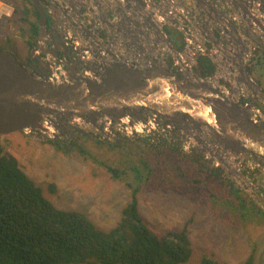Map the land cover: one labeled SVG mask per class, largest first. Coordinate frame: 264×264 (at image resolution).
Wrapping results in <instances>:
<instances>
[{
	"label": "water",
	"instance_id": "1",
	"mask_svg": "<svg viewBox=\"0 0 264 264\" xmlns=\"http://www.w3.org/2000/svg\"><path fill=\"white\" fill-rule=\"evenodd\" d=\"M31 1L38 10L39 29L29 58H32L33 53L41 51L42 46L47 49L46 42L51 39L52 35L57 36V29L53 32L48 31L47 17L53 18V21L55 20V14L59 8L57 4L60 3V0H53L51 2L53 4L52 12H46L45 6L41 5L38 0ZM136 1L139 2V0ZM178 1L185 8L189 6L194 11L197 10L199 17L194 20L202 21L210 12H217L216 20H208L204 25L205 33L201 34V37L209 44V41H212L216 49L221 44H228L233 48L236 41L240 44L245 41L243 37L241 39L239 34L236 36L231 32L230 27L237 30V22H233L231 19V23L227 22L223 17L228 16L231 11L229 6L232 3L233 5L230 8L239 2L248 3L252 0L232 1V3H227V0H220L217 4H214L213 0ZM258 1L264 9V0ZM235 7L237 8V6ZM145 8V6H138V8L133 9L131 6V10L124 12L116 22L118 25L125 27L128 16V19L130 17L137 18V15ZM135 10H138L139 13H136ZM259 10L262 12L261 9ZM186 20V26L190 24L189 21L194 25L195 21H188L187 18ZM101 21L105 20L101 19ZM151 23L153 25L152 21ZM151 23L147 29L162 31L159 27L152 26ZM211 23L215 26H211ZM110 24L114 25L113 23ZM198 25L202 26L200 23ZM210 26L214 29L213 34L210 32ZM250 26L252 27V25ZM86 29L87 27L77 31L84 36ZM255 29H258V27L255 26ZM130 31L132 33L133 29ZM193 31H198L196 25H194ZM263 32H261L262 36H264ZM249 33L250 31L246 30L244 36L248 38ZM252 33L257 34L255 30ZM216 34H218V38ZM163 42L167 43L168 40L165 39ZM155 48L151 45V48L146 50L141 59L136 55V63L131 65L129 60V63L123 65L119 71H116L114 67L112 73L110 67L104 65L99 68L98 72L99 74L103 72V74L94 76V71L80 74L83 71L71 67L66 78L64 77L65 64L61 63L64 60L57 58L56 51L58 49L51 50L48 46V50L53 51L55 54L53 63L51 69L38 76L24 68V64L14 54L6 50H0V135L15 131L25 133L40 131L48 133L47 135L50 136V122L56 115L65 116L67 119L71 118L72 121L79 117L87 118L96 124V122H100L101 118L110 119L115 117L121 119L120 121H124L130 115L135 118L138 114L145 116L157 114L172 123L181 125L184 135L189 136L192 144L199 147L206 157L216 162V165L221 166L229 178L237 182L245 191L250 193L255 202L259 203L258 190L248 178H244L238 173L234 167V162L232 165L227 163L226 156L227 154L232 155L234 160L238 152H247L252 155L256 163L264 168V117L259 123H255L250 119V110L257 103L262 105L264 101L263 103L258 102L255 96L254 99H250L252 102H247L246 105H242L241 102L236 104L237 102L233 103L228 99L239 91L235 87L231 90L224 88H231V85L226 86L225 83V86L223 84L219 85V82L215 81V76L208 78L194 76L192 79L199 77L200 80L199 83L195 84L190 81L188 75L177 76L171 74L165 69L166 56L164 54L162 55L164 58L158 59V63L151 66L149 57L154 53ZM168 48L172 51L175 50L170 44H168ZM237 50L238 52L233 51H235L234 54L238 59V65L235 62L230 63L231 71L234 72L235 70L241 73V79L239 76L238 78L241 81L243 80L245 84L248 83L250 86L255 87L256 90L249 94L250 98H252V94L259 92L261 96H264L258 80L252 76L246 67V57L241 48ZM62 53L65 54V52ZM106 53L110 57L114 55L111 52ZM250 54L251 52L248 53V55ZM124 55L128 56V52L126 51ZM114 56L116 57V55ZM115 57L109 64L115 62L118 64L117 57ZM95 61L98 65V60L95 59ZM100 63L102 64L101 60ZM31 64L34 65L35 63L32 62ZM92 77L95 78L96 82L91 80ZM115 77L122 91L120 93L112 92ZM83 87L86 89V93L80 92ZM200 106L209 107L208 117L212 118L210 123L207 122V117L202 116L203 112H197ZM98 114L99 116H97ZM186 116L190 121L188 119L185 122L183 121ZM225 153L227 154L225 155Z\"/></svg>",
	"mask_w": 264,
	"mask_h": 264
},
{
	"label": "rangeland",
	"instance_id": "2",
	"mask_svg": "<svg viewBox=\"0 0 264 264\" xmlns=\"http://www.w3.org/2000/svg\"><path fill=\"white\" fill-rule=\"evenodd\" d=\"M48 2L50 4V1L46 0V5ZM169 8L173 9V12L164 17V24L158 27H165L166 31L170 32V41L174 42L175 49L180 50L184 44L182 28L186 29L187 20L186 13L179 10V2L164 0L153 10L161 13ZM189 9L193 10L192 7ZM13 29L11 22L0 21V37L5 36L0 39V50L5 48L6 51L17 53L12 42L24 56L26 46L22 36L15 37ZM145 39L149 42L152 40L151 37ZM191 52L184 54L186 63L189 64L194 61ZM252 57H256L257 62L248 64L251 74L258 80L260 87L264 88V56L259 52ZM228 70L232 74V69ZM188 72H193V68L185 65V74ZM216 81H219L220 85V77ZM75 122L69 121L65 116L56 115L50 122V136L40 131H15L0 135V143L16 153L24 172L31 179L43 183L44 186L54 183L58 187L57 193L49 194L53 204L80 210L99 228L110 229L121 216V210L128 202L130 192L123 182L110 177L105 164L127 168L126 165L132 159L138 162L139 158H144L148 166L152 167L153 173L150 181L140 186L138 212L143 222L158 234L168 229L180 230L186 225L187 236L195 248V256L189 264H195L204 252L217 253L218 259L224 264H239L252 252L254 263L264 264V218L254 220L253 213L247 214L244 223L246 225L241 227L237 216L232 213L230 219L236 228L227 226L219 216L216 217L220 213L219 207L218 212H214L208 204H213L208 198L209 193L202 191L203 173L193 178L186 170V174L178 169L174 170L175 161H171V150L175 146L181 151L179 158H185L186 153L193 155L208 167H215L214 162L206 158L199 147L187 139L181 142L177 139L179 133L172 129L169 134H166V129L163 128L129 136L114 131L108 134L103 132L99 125H78ZM56 139L62 140L59 142L61 147L68 144L69 150L56 146ZM106 145L113 148L107 149ZM190 160L195 164V161L191 158ZM234 167L237 171L241 170L237 162ZM207 172H210L209 169ZM239 195L249 200L243 203V210L254 206L249 192L241 189ZM256 210L264 213V206Z\"/></svg>",
	"mask_w": 264,
	"mask_h": 264
},
{
	"label": "trees",
	"instance_id": "3",
	"mask_svg": "<svg viewBox=\"0 0 264 264\" xmlns=\"http://www.w3.org/2000/svg\"><path fill=\"white\" fill-rule=\"evenodd\" d=\"M5 1L12 2L14 6V13L7 22H11L26 46L32 48L38 32L37 8L31 0ZM38 1L45 6L46 0ZM167 34L169 36L170 32ZM251 60L257 62L256 57H251ZM206 67H209L207 73L204 72ZM214 68L207 55H198L195 70L200 77L211 75ZM201 69H204L203 73ZM60 145L57 141L56 146L67 149L66 144ZM105 148L113 147L106 145ZM180 152L178 146L171 150L174 170L178 169L184 174L189 172L193 178L203 173L202 191L209 193L208 198L215 205L208 202L209 206L216 213L219 207L220 213L216 217L219 216L227 226L236 228L230 219L232 213L237 216L241 227L246 225L247 214L253 213L254 220L261 218L262 214L254 206L243 210V203L249 200L239 195L240 186L226 175L222 167H208L186 153L185 158H179ZM126 166L105 164L110 177L123 182L130 194L118 221L110 229L104 230L96 226L86 213L53 204L49 194L57 193L58 187L54 183L44 186L31 179L24 172L16 153L0 143V264L191 262L195 248L187 236L186 225L180 230L168 229L158 234L143 222L138 212L140 186L150 181L152 167L144 158H139L138 162L132 159ZM208 169L210 172H207ZM218 258L217 253L204 252L195 264H224ZM253 258L254 254L249 253L247 259L239 264H255Z\"/></svg>",
	"mask_w": 264,
	"mask_h": 264
},
{
	"label": "bare ground",
	"instance_id": "4",
	"mask_svg": "<svg viewBox=\"0 0 264 264\" xmlns=\"http://www.w3.org/2000/svg\"><path fill=\"white\" fill-rule=\"evenodd\" d=\"M52 1L53 0H51V2ZM107 1L109 3L110 2H112V3H110L109 6H107V4H106V8L104 9V11H106V10L107 11H109V10L116 11V9L119 7V4H122V2L124 0H107ZM107 1H106V3H107ZM132 1H134V0H132ZM134 2L135 3L133 5H131L133 9L135 7L138 8V6L139 7L145 6L146 8L143 11H141L140 13L138 10H135L136 13H139L137 15V18H135V17H131L130 19L127 18L125 27L118 25V23L116 22L117 18H114V17H112L114 20V22H113L114 25H111L110 22H109V24H104L105 26H103V24H101L102 27L105 29V35H103V36L100 32V29H103V28L101 27L100 23L98 21H96V18H95V21L89 20L87 22L75 19V17H74L75 13L72 10H70L69 6L64 1H61L57 5L60 7L61 6L65 7L67 10H70L69 16L64 18L61 15V10H60V12L55 16V20L53 21L54 27L57 29L58 32H62V33H64V31L66 29L82 30V29H85L87 27L84 34L88 38V41L90 43V47H88L87 43H85V42L82 43L81 47L84 50L81 52V56L83 58H85V60H86V64H84L85 66L83 68H85L88 71L93 70L94 76L95 75L99 76V75L103 74V72H101V74L96 73L97 68L106 65V62L108 61V57L110 58L109 63H111L115 57L114 55H116V57H117V58L116 57L115 58H116V61L118 62V64L115 62L113 64L107 65V67H110V71L112 73L114 71V67L116 68V71H119L123 67V65L129 63L128 62L129 60H130V63H136V55L139 57V59H141L144 56L142 54V52L143 51H144V53L146 52V50H147L146 44H149V43L151 45H153L154 48L156 47L155 50L153 51L154 53H152L151 56L149 57L151 66H154L155 63H158L157 62L158 59L163 57L162 55L164 54V51H165L167 53L166 55L164 54L166 56V58H165V61H166L165 69H166V71L170 72L171 74L177 75V76H183L182 74L185 73V65H186V63L184 61L179 64L180 67L183 69L182 74H179L174 69H172L171 66L169 65L168 61H167L168 58H171L172 60H174L175 58L176 59L180 58L181 53L176 52V50H174L172 52V50H170V48H168V44L172 45L174 42L173 43L170 42L171 39L170 40L168 39V37H167L168 35L165 33L163 28H161L162 31H158V30L150 31V29H147L150 26L151 21L153 22V25H152V23H151V25L154 26L155 28L158 27V25L164 24L158 18V15H157L158 13L151 14V12H150V11H153L156 4L148 3L146 0H139L138 3H137V1H134ZM129 4H131V3L129 2ZM239 4H241V6L247 8V9H248V7L246 6V4H248L249 9L255 11L258 14V17L256 16L257 18L255 20L258 22V25L264 30V9L262 8V5L259 3V1L258 0H252V1H249L248 3H240L239 2ZM251 4H253V5H251ZM259 9H261L262 12ZM96 16H98V12H96ZM135 20H137V21L135 22ZM144 22L146 23L145 25H144ZM142 27H144V28H142ZM118 28H121V29L119 30ZM132 29H133V32H132L133 35L130 31ZM257 32L259 33V29L257 30ZM146 37H149V38L151 37L152 40L149 42L148 40L145 39ZM105 38H106V42L104 43L103 46H100V41L105 39ZM165 39L168 40L167 43L163 42V40H165ZM115 41L118 43V46L115 45ZM112 42H114V44H112ZM189 42H191V40H189ZM11 44H12L14 50L17 52L16 54H18L19 52H18L17 45L15 43H12V42H11ZM162 46H163V50L160 52V57L157 58L158 53H159V47H162ZM4 50H6V49L4 48ZM126 51L128 52V56L124 55V53H126ZM106 52H111L114 55H112L110 57L107 55ZM174 52L177 54H175ZM56 54H57V56H61V53L59 51H56ZM90 55H92L93 57H95L98 60H101L102 64L98 63V65H96V66L95 65H91V66L87 65L90 63ZM178 61H180V60H178ZM66 62H68V61L64 60L61 62L62 64H65V66H64V69H65L64 77L65 78L67 77L68 71H70V68H71V67H67ZM70 64L74 67V69L79 68L81 70L80 64L76 60L70 61ZM85 73H87V72H84V73L80 72V74H85ZM104 75L107 76L106 73H104ZM194 76H199V75L194 72L189 78L190 81L192 83H195V84L199 83L200 82V80H199L200 76L196 77L195 79H192ZM91 80L93 82H96L95 78H93V77ZM112 89H113L112 92H117V93L122 92L120 89V86L116 82V77L114 79V85H113ZM80 92L86 93V89L83 87L80 90ZM117 93H116V95H117ZM122 95H123V93H122ZM239 96H240V92H238L237 94H234L233 97H229L228 100L233 102V103H236L239 100ZM205 106H200L199 107L200 109L197 110V112L198 113L203 112L202 116L207 117V122L210 123L212 118L208 117L209 107H205ZM138 116L141 120L145 121L144 115L138 114ZM157 117H158V123L162 126V128L166 129V131H165L166 134H169L172 130H178L180 132V134H179L177 139H179L181 142L183 140H186V137L184 136V132H183V127L181 125L172 123L170 120L166 119L163 116L158 115ZM187 119H188V116L184 117L183 121L185 122V121H187ZM69 121L72 122V119L69 118ZM188 121H190V119H188ZM128 124H129V122H127V121L121 123V125H123V126H126ZM142 125H143V123H142ZM170 129H172V130H170ZM240 152H238V155H237V157H235L234 160H233L234 156L227 154V156H226L227 163L229 165H232L233 162H234V164H236V162L238 161L237 159L239 157ZM241 159L244 161H247V162L251 161V159L248 156H245L244 158H241ZM213 162H214V164H216L215 161H213ZM248 168L250 169V167H248Z\"/></svg>",
	"mask_w": 264,
	"mask_h": 264
},
{
	"label": "flooded vegetation",
	"instance_id": "5",
	"mask_svg": "<svg viewBox=\"0 0 264 264\" xmlns=\"http://www.w3.org/2000/svg\"><path fill=\"white\" fill-rule=\"evenodd\" d=\"M79 1L80 0H68V3H69V5L71 7H74V6L78 5ZM86 1L88 2V0H86ZM146 1L148 3H154L156 5H160V4H162V2L164 0H159V1L158 0H146ZM170 1H173V0H170ZM217 1L220 2V0H213V3L214 4H217L218 3ZM232 1L233 2H236V1H239V0H227V3L228 2H231L232 3ZM98 2L100 3L101 6H103L102 7V10H101V11H103L106 8V0H100V1L98 0ZM91 3H94V1L92 0ZM223 5L229 6L228 4H223ZM232 5H233V3H232ZM232 5H230V6H232ZM251 5H253V4H251ZM125 6L127 8V11L131 10V5L129 3H127V0H124L122 2V4H119V7L116 9V11L109 10L111 13L106 12V11H103L102 13L104 14V16L106 15L107 18L109 16H113L115 18L116 17V14L117 13H120L121 11H123V9H124ZM230 6H229V9H231V11L228 13V16L225 15V17H223V18L225 20L227 19L226 21L227 22H230V23H231V20H233V22H237L236 23L237 24V27H238L237 30L232 29L233 27H230L231 32H232L233 35H236L237 36V34H239L241 36V39H242V37L245 39V41L241 42L242 44H240V42H236L235 43V47H233L232 49L233 50H235V49H239L240 50V48H241L244 56L246 57L245 58L246 67H247L248 71L251 73V70L249 69V66H248V64H251L252 63L251 57L254 56V55L259 54V52L260 53H264V39H263L264 36L262 38L261 33H260V32H262L264 30L258 25V22L255 20L258 17V14L255 11L250 10L248 4H246V6L248 7V9L245 8V7H243V6H241L239 3L237 5H235V6H237V8L235 6H233L232 8H230ZM61 7H59V8H61ZM44 9L46 10V8H44ZM186 9L188 11V13H187V17L188 18L193 19V18L199 17V15H198V13L196 11L189 9V7H186ZM85 11H87V9H82V10L80 9L79 12H81V16H82V14ZM150 12H151V14L158 13L155 10L150 11ZM114 13H115V15H113ZM62 15L65 18V16L68 15V14L66 12L65 13L63 12ZM157 15H158V18L160 19L159 14H157ZM49 18H50V21L47 18V21H48V24H47L48 31L53 32V28H55L54 27V23H53V18H51V17H49ZM95 18H94L93 21H95ZM96 19H98V18H96ZM160 21H162V23H164L163 20L160 19ZM210 21H213V20H210ZM37 24H38V20H37ZM200 24H203V23L200 21ZM213 25L214 24L211 23V26H213ZM250 25H252V27ZM255 25L258 27L259 33L257 32L258 29H255ZM103 26H105V25L103 24ZM211 26H210L209 29L211 30L210 32L213 33L214 29H212ZM193 27H194V25H190L191 31H193ZM196 28H197L198 31H196V32L193 31L194 32V35L193 36H195V39L194 38L192 39V37H191L192 32L189 31V28L186 27L185 34L183 35L184 44H183V46H182V48L180 50L175 49L176 52L181 53L180 58L179 59H176L175 58L174 60H172L171 58H168L167 59V61H168L169 65L171 66V68L174 69L179 74H182V72H183V69L180 67L179 64L181 62H183V61L186 63V61H187V59H185V56H184L185 53L186 54H189V52H191V51L193 52L194 48H196L198 46H200L201 48H203L206 51L207 50H210V49H214V47H215L212 41H209L210 42V45H211L209 47V45H208L209 43L207 41H205L201 37V34L203 33L202 26L200 27L198 25V26H196ZM38 29H39V27H38ZM163 30L167 34V31H166V28L165 27H163ZM246 30L250 31L248 38H246L244 36V32ZM253 30H255L259 35L258 34H253L252 33ZM100 32H101L102 36L105 35V29H100ZM227 32L229 33V31H227ZM37 34H38V32H37ZM260 36H261V38H260ZM167 37L169 39V36H167ZM189 40H191V42H189ZM170 42L173 43V41H170ZM46 44H47V49L44 48V46H42L41 47L42 48L41 51H39L38 53H35V54L33 53L32 58H29L28 56L29 55L31 56V54H32L31 52L33 51L32 49H33L34 45L28 51V54L26 56L25 55H24V57L22 56V59L24 61V64L28 68H30L33 72H35L36 74H38V75L45 74L47 72V70L51 69V65L53 63V58H54L55 54L53 53V51H49L48 50V46L50 47L51 50L58 49V51L61 53V56H58V57H61L62 59L64 58L65 61H68V55L70 54L69 46L66 43V41H64V35L62 34V32H60L59 36L52 35L51 39H49L46 42ZM172 45L174 46V43ZM188 45H191V46H188ZM116 46H118L117 43H116ZM146 47H147L146 48L147 50L150 49L151 48V44L150 43L149 44H146ZM187 47H188V50H187ZM251 47H252V49H251ZM27 49H29L28 46H27ZM162 50H163V46L162 47H159V53H158L157 58L160 57V52ZM62 52H65V54H63ZM192 52L190 53V55L192 54ZM249 52H251L250 55H248ZM232 53L234 54L235 52L234 51H231V54ZM142 54H144V51L142 52ZM164 54L166 55L167 53L164 51ZM35 55H38V56H35ZM262 55L264 56V54H262ZM194 56L197 57L196 54ZM244 56H243V58H244ZM235 57L236 56L234 54L233 57H229V58L226 57V58H224V61H222L223 66L225 67L227 63H233V61H234L233 58H235ZM38 58H39V61H38ZM196 59H194V63H196ZM108 60H110L109 57H108ZM178 60H180V61H178ZM237 61H238V59H237ZM32 62H34L35 64L34 65L31 64ZM107 62H108L107 65H109V61H107ZM39 64H43V65H39ZM219 64L221 65V62ZM66 65H67V67H72V65L70 64V60L68 62H66ZM87 65L91 66L90 63L87 64ZM44 67H45V69H44ZM195 73L198 74L197 71H195ZM238 76H239V74H238ZM234 79H235V77H234ZM234 79H232V80H234ZM252 91L253 92L255 91V87H253L252 85L251 86L248 85L245 88V91L240 92V96H239V100H238L237 104H239V102L244 101ZM257 92H258V90H257ZM262 93L264 95V90H262ZM256 100H258V102H262L264 100V96H261L260 92L259 93H256ZM258 117H259V120H260V115L259 114H258ZM245 156H248L251 159V161H254L251 154H249L247 152H242V151L239 153L238 159L244 158ZM255 166H256V168H260L261 167L258 163H256ZM249 170L250 171H255V169H253L252 167H250ZM254 175H255V173H253V176ZM256 178H258V177L256 176Z\"/></svg>",
	"mask_w": 264,
	"mask_h": 264
},
{
	"label": "clouds",
	"instance_id": "6",
	"mask_svg": "<svg viewBox=\"0 0 264 264\" xmlns=\"http://www.w3.org/2000/svg\"><path fill=\"white\" fill-rule=\"evenodd\" d=\"M107 1V0H106ZM88 4V2L90 3V0H88V2L86 1V0H80L79 1V3H78V5H76V6H74V7H72L71 8V10L75 13L74 14V17H75V19H77V20H83V21H88V18H89V14H86V11L82 14V16H81V12H79L80 11V9L82 10V9H87V5H86V3ZM46 5V4H45ZM60 7V6H59ZM79 10V11H78ZM46 11V10H45ZM60 12V8H58V12H56V14L55 15H57L58 13ZM123 12H127V8H126V6L124 7V9H123ZM120 13H122V12H120ZM120 13H117L116 14V17L117 16H120ZM114 15H115V13H114ZM12 17V16H11ZM129 17V16H128ZM127 17V18H128ZM107 18V17H106ZM131 18V17H130ZM102 19H104V18H102ZM92 20V19H91ZM94 20V19H93ZM92 20V21H93ZM100 20V19H99ZM0 21H8V19H5V20H0ZM197 22L198 23H200V21L199 20H197ZM160 28V27H159ZM161 29V28H160ZM55 30V28H53V31ZM72 31V34L76 37V39L78 40V41H80V47L82 46V43H87V45H88V47H90V43H89V41H88V38H86L87 36L86 35H84V36H82V34H80L77 30H71ZM12 32L14 33V36H16V37H18V36H20L19 35V33H18V31L14 28L13 30H12ZM59 34H60V32H57V36H59ZM63 35H64V33H62ZM3 37H5V36H1L0 37V39L1 38H3ZM64 41H65V39H64ZM23 42H24V40H23ZM106 42V38L105 39H103V40H101L100 41V46H103L104 45V43ZM117 43V42H116ZM25 44V43H24ZM118 44V43H117ZM25 46H26V44H25ZM31 48H29V49H27V46H26V53H25V56L28 54V51L30 50ZM173 52V51H172ZM12 54H14L19 60H20V62L22 63V64H24V61H23V59H22V55L19 53V54H16L15 52H11ZM208 50L206 51V50H204V51H201L199 54H205V55H207L208 56ZM199 54H197V57H198V55ZM24 57V56H23ZM197 57H195L194 56V59H196ZM57 58L58 59H62L61 57H58L57 56ZM95 57H93L92 55H90V65H97V62L95 61ZM63 60H64V58H63ZM96 60H98V59H96ZM68 61H69V58H68ZM98 63H100V60H98ZM107 63V62H106ZM58 64H60L59 62H58ZM101 64V63H100ZM134 63H131V65H133ZM107 65V64H106ZM186 65H188L189 67H191V68H193V72H191V73H189L190 72V70H189V72H188V74H185V73H183L184 75H188L189 76V78H190V76L196 71L195 70V65H196V63H194V61L192 62V64H189V63H186ZM73 67V66H72ZM24 68H26V69H28L32 74H34V75H37L38 76V74H36L35 72H33L30 68H28L25 64H24ZM80 68H81V71H83V72H89V71H84L83 69V66L80 64ZM93 71V70H92ZM182 74V75H183ZM201 78H203V77H201ZM204 78H208V76L207 77H204ZM262 90H264L263 88H262ZM256 96V94H254L253 95V97H255ZM252 97V96H251ZM251 98H250V96H248L244 101H242L241 102V104L242 105H246L247 104V102H252L251 100H250ZM256 99V98H255ZM258 101V100H257ZM264 101V100H263ZM263 101L261 102V103H263ZM240 104V105H241ZM263 105V106H262ZM262 105H260V104H258L257 103V105H255L254 107L255 108H257V109H259V111H260V120H259V117H258V119H257V121H254L255 123H259L260 121H262V119H263V117H264V103L262 104ZM143 115V114H142ZM97 116H99V114L97 115ZM101 116V115H100ZM158 115L157 114H153L152 116H145L144 115V120L145 121H151L152 119H154V118H158L157 117ZM139 116L138 115H136V117L135 118H133V115H130V116H128V118L126 119V120H124V121H120L121 119H119V118H115V117H112V118H101L100 119V122H96V124H95V122H91V121H89V119H87V118H82V117H79V118H75V123L76 124H78V125H82V124H88V125H99L101 128H102V130H103V132H105V133H108V134H110V133H112V131H114V132H117V133H122V134H127V135H129V136H132V135H141V134H143V133H146V132H153V131H156L155 129H152L151 128V126H149L150 127V130L149 131H147V130H144V131H135V130H133V132H128V131H125V130H121V129H119L120 128V126H121V123H123V122H129V124H128V127H129V125H130V123L131 124H133V123H138V122H141V121H143V120H141L140 118H138ZM138 118V119H137ZM135 119H137V120H135ZM251 119V118H250ZM78 120L79 121H81V122H78ZM252 120V119H251ZM74 121V120H73ZM253 121V120H252ZM159 124V123H158ZM174 131H177L179 134H180V132L178 131V130H174ZM17 132V131H16ZM35 132V131H34ZM185 137H186V139L187 140H189V136H186V135H184ZM56 142L58 141V142H60V141H62V140H58V139H56L55 140ZM190 141V140H189ZM95 142H98V141H95ZM101 142V141H100ZM65 145V144H64ZM67 145V147H68V144H66ZM194 145V144H193ZM194 146H196V145H194ZM227 153H225V155H226ZM205 157H206V155H205ZM207 158V157H206ZM251 165L253 166L252 168L253 169H255V171H250L249 170V168L247 167V168H245V169H242V170H240V171H238V173L242 176V177H244V178H248V180L252 183V185L258 190V193H259V195H260V202L258 203V202H255L254 201V199H253V197L251 196V198H252V202L253 203H255L254 204V208L255 209H257V208H260V207H263L264 206V168L261 166L260 168H256V163H255V161H251ZM215 167H218L219 165H214ZM221 167V166H220ZM223 169V168H222ZM258 169V170H257ZM224 170V169H223ZM253 173H255V175L253 176ZM227 175V174H226ZM256 176L258 177V178H256ZM232 179V178H231ZM233 180V179H232ZM234 181V180H233ZM235 182V181H234ZM236 183V182H235ZM237 185H239L238 183H236ZM262 185H263V187H262ZM240 186V185H239ZM240 188L241 189H243L241 186H240ZM138 199V198H137ZM263 211V210H262ZM262 214V216L264 215V213L262 212L261 213ZM261 216V218H264V216L262 217ZM250 253H252V252H250ZM249 255V254H248ZM248 255H247V257H248ZM247 257L244 259V261L247 259ZM253 261H254V258H253Z\"/></svg>",
	"mask_w": 264,
	"mask_h": 264
},
{
	"label": "built area",
	"instance_id": "7",
	"mask_svg": "<svg viewBox=\"0 0 264 264\" xmlns=\"http://www.w3.org/2000/svg\"><path fill=\"white\" fill-rule=\"evenodd\" d=\"M49 1H50V4L45 5L46 12H52V10H53V4H51V0H49ZM61 1H64L65 3H67V5L69 6L70 9L72 8L69 5L68 0H60V2ZM174 1L175 0L171 1V3H173ZM167 6H169V3ZM179 10L186 13L185 17L188 19V21L193 20V19H190L187 17V13H188L187 9L180 3H179ZM172 12H173V9L169 8L168 10H163L161 13H158V14L160 16V19L164 20L163 18L169 16ZM13 13H14L13 3L10 1L0 0V20H5V19L10 18L13 15ZM194 21H195L194 25L197 26V24H198L197 20H194ZM189 22H190V24H188V26H186V27L189 28V31H191L190 25H192V24H191V21H189ZM182 30H184L183 33L185 34V29L182 28ZM71 32L72 31L69 29H66L64 31V39H65V41L68 44L69 49H70V54L68 55V58L70 61L76 60L79 64H81L84 67L85 66L84 64H86V60H85V58H83L81 56V52L84 49H82V47H80V45H81L80 41H78L76 39V37ZM191 32H192L191 37L193 39L194 38V36H193L194 32L193 31H191ZM201 51H204V49L201 48L200 46L194 48L193 56L195 54L196 55L199 54ZM83 70L88 71L85 68ZM258 114L260 115L259 109L253 107L250 110L251 119L253 121H257ZM142 123H143V125H142ZM149 126H151V128L155 129L156 131L163 130L162 126L160 124H158V118H154L151 121L150 120L149 121H141V122L133 123V124L130 123L129 127H128V125H126V126L121 125L119 129L125 130L128 132H133V130H135V131H144V130L149 131L150 130ZM237 164L241 170L245 169L247 167H253L251 165V162H247V161H244L242 159H238Z\"/></svg>",
	"mask_w": 264,
	"mask_h": 264
},
{
	"label": "crops",
	"instance_id": "8",
	"mask_svg": "<svg viewBox=\"0 0 264 264\" xmlns=\"http://www.w3.org/2000/svg\"><path fill=\"white\" fill-rule=\"evenodd\" d=\"M91 1L92 0H90V3L88 2V4L86 3V5H87V11H86V13L87 14H89V18H88V21L89 20H93L94 18H95V16H96V12H98V16H96V18H98V19H100V20H98V19H96L99 23H100V25L101 24H109V22L110 23H113L114 22V20H113V16H109L108 18H106L107 16L105 15L104 16V14L102 13L103 11H101L102 10V6L100 5V3L98 2V0L96 1V0H94V1H96V3L94 2V3H91ZM131 4L130 5H133L135 2L134 1H136V0H134V1H132V0H128ZM127 1V3H129ZM175 1H177V0H175ZM110 3H112V2H110ZM110 3L107 1V6H109L110 5ZM98 6V7H97ZM96 7V8H95ZM93 9V10H92ZM96 9V10H95ZM60 10H61V15L63 14V12L65 13H67L68 15H66L65 17H68L69 16V13H70V10H67L65 7H61L60 8ZM99 10V11H98ZM197 11V10H196ZM106 12H109V13H111L110 11H107L106 10ZM122 13H120V16L122 15V14H124V12L123 11H121ZM114 15V14H113ZM63 16V15H62ZM217 12L216 11H213V12H210L201 22L203 23L202 24V31H203V33H205V23H207V21L208 20H216V18H217ZM102 18H104L103 20H105V21H101V19ZM115 18H119V16H117V17H115ZM116 19V20H117ZM193 21H194V18H193ZM97 24V23H96ZM215 26V25H214ZM101 27H102V25H101ZM103 28V27H102ZM104 29V28H103ZM202 33V34H203ZM264 33V32H263ZM213 34V33H212ZM264 35V34H263ZM216 36H217V38H218V34H216ZM262 36V35H261ZM261 36H260V38H261ZM16 37V36H15ZM87 38V37H86ZM262 38H263V36H262ZM264 39V38H263ZM209 45V47L211 46L210 44H208ZM231 47L228 45V44H221V46H218V48L216 49L215 47H214V49H210V50H208L209 51V53H208V59L209 60H211L212 62H213V64H214V71H213V73L211 74V75H209L208 77H211V76H215L216 78H215V81H216V79L217 78H219L220 77V85H224V83L226 84V86H230L231 85V89H233V87H235V89H237L239 92H243V91H245V88L249 85L248 83H244L243 82V80L241 81L240 79H241V76H240V74L241 73H239V72H236L235 70H234V72H232V74L231 73H229V70H228V68H230V66H229V64L230 63H227L226 64V66L224 67L223 66V63H222V61H224V58H226V57H233L234 55H233V53L231 54V51H233V49L231 48ZM209 49V48H208ZM212 51V52H211ZM235 51H237L238 52V50L237 49H235ZM234 51V52H235ZM35 56H38V55H35ZM38 61H39V58H38ZM221 62V65L219 64ZM233 62H235L237 65H238V62H237V58L235 57L234 58V61ZM207 70H209V67H206L205 68V71H204V69H201V72L203 73V71L204 72H206L207 73ZM231 71V70H230ZM237 73H239V77H240V79L238 78V74ZM234 77H235V79H234ZM232 79H234V80H232ZM219 82V81H218ZM225 86V85H224ZM223 86V87H224ZM225 88V87H224ZM252 96V98L251 99H254L253 98V94L251 95ZM262 187H263V185H262Z\"/></svg>",
	"mask_w": 264,
	"mask_h": 264
}]
</instances>
